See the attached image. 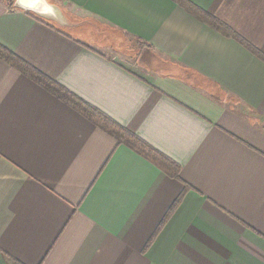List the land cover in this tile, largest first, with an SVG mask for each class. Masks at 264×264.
Masks as SVG:
<instances>
[{"label":"crops","instance_id":"crops-1","mask_svg":"<svg viewBox=\"0 0 264 264\" xmlns=\"http://www.w3.org/2000/svg\"><path fill=\"white\" fill-rule=\"evenodd\" d=\"M47 1L70 27L0 0V46L179 179L0 59V264H264V0H187L236 37L173 0Z\"/></svg>","mask_w":264,"mask_h":264},{"label":"trees","instance_id":"trees-1","mask_svg":"<svg viewBox=\"0 0 264 264\" xmlns=\"http://www.w3.org/2000/svg\"><path fill=\"white\" fill-rule=\"evenodd\" d=\"M15 0H9V5L13 6ZM175 3L183 7L187 12L198 18L200 21L208 25L210 28L216 30L220 34L226 37H236V35L225 26L223 23L219 22L215 18L208 16V14L199 8L190 4L187 0H173ZM244 43L242 40H240ZM249 47V46H247ZM0 59L7 62L14 68H16L19 73L28 77L40 87L45 88L52 95L70 105L74 110L78 111L87 118L95 126L99 127L101 130L106 132L108 135L114 137L119 144H124V146L129 147L144 159L149 160L151 163L165 171L167 175L172 178L179 179V167L167 158H163V155L153 150L151 147L147 146L143 141L137 138L135 135L131 134L125 128H122L115 122H112L108 117L95 110L93 107L89 106L76 96L71 95L62 87L58 86L56 83L52 82L42 74H39L36 70L20 61L15 55H13L8 50H5L0 46ZM176 205V204H175ZM173 206V208L175 207ZM171 208V210L173 209ZM13 264H15L13 262Z\"/></svg>","mask_w":264,"mask_h":264},{"label":"water","instance_id":"water-1","mask_svg":"<svg viewBox=\"0 0 264 264\" xmlns=\"http://www.w3.org/2000/svg\"><path fill=\"white\" fill-rule=\"evenodd\" d=\"M13 6L22 11L34 14L35 16L53 22L61 28L70 27L65 14L57 5L49 3L47 0H15Z\"/></svg>","mask_w":264,"mask_h":264},{"label":"rangeland","instance_id":"rangeland-1","mask_svg":"<svg viewBox=\"0 0 264 264\" xmlns=\"http://www.w3.org/2000/svg\"><path fill=\"white\" fill-rule=\"evenodd\" d=\"M63 11H64V13H65L68 17H70V16L73 17V14L70 12L69 9L64 8ZM66 31H67V33H69V34L74 35V34H73L74 31H73L72 29H66Z\"/></svg>","mask_w":264,"mask_h":264},{"label":"snow or ice","instance_id":"snow-or-ice-1","mask_svg":"<svg viewBox=\"0 0 264 264\" xmlns=\"http://www.w3.org/2000/svg\"><path fill=\"white\" fill-rule=\"evenodd\" d=\"M21 2H22V0H21ZM37 2H39V0H37Z\"/></svg>","mask_w":264,"mask_h":264}]
</instances>
